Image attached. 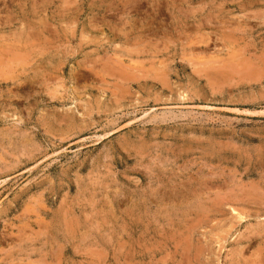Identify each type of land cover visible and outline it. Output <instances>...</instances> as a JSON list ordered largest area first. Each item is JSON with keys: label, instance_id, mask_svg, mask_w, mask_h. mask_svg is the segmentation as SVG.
<instances>
[{"label": "rangeland", "instance_id": "1", "mask_svg": "<svg viewBox=\"0 0 264 264\" xmlns=\"http://www.w3.org/2000/svg\"><path fill=\"white\" fill-rule=\"evenodd\" d=\"M0 264H264V0H0Z\"/></svg>", "mask_w": 264, "mask_h": 264}]
</instances>
